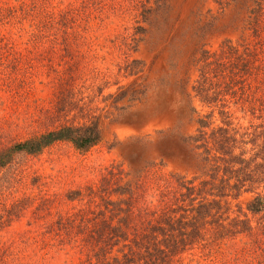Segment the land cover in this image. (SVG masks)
I'll return each instance as SVG.
<instances>
[{
	"label": "trees",
	"instance_id": "16d2710c",
	"mask_svg": "<svg viewBox=\"0 0 264 264\" xmlns=\"http://www.w3.org/2000/svg\"><path fill=\"white\" fill-rule=\"evenodd\" d=\"M65 1L70 3L0 0V55L36 50L68 30L80 35L75 9ZM195 63L192 99L200 109L192 110L196 128L185 142L197 173L165 174L149 163L134 180L122 182L118 167L106 168L98 183L69 191L70 211L58 213V228L42 234L55 253L74 257L76 264H264V0H252L236 40L202 50ZM36 124L50 128L0 141V170L16 155H38L56 142L87 153L101 141L87 106L62 99ZM33 202L0 199V264H42V252L28 250L25 235L23 248L1 238ZM51 203L41 197L37 209ZM31 256V263L23 262Z\"/></svg>",
	"mask_w": 264,
	"mask_h": 264
},
{
	"label": "rangeland",
	"instance_id": "374dc122",
	"mask_svg": "<svg viewBox=\"0 0 264 264\" xmlns=\"http://www.w3.org/2000/svg\"><path fill=\"white\" fill-rule=\"evenodd\" d=\"M70 3L63 5L75 9L80 35L68 30L36 50L0 55V141L24 140L50 128L36 124L37 118L58 99L87 106L101 137L87 153L56 142L38 155H16L0 170L3 202L34 199L1 233L2 241L23 248L25 235L28 250L42 252V264L77 263L55 253L42 234L58 228V213L70 211L69 191L98 183L106 168L118 167L122 182L134 180L149 163L165 174L197 173L185 142L196 128L192 110L200 109L192 99L195 61L202 50L236 40L252 6V0ZM41 197L50 198L51 205L37 209ZM249 199L242 197L243 209Z\"/></svg>",
	"mask_w": 264,
	"mask_h": 264
}]
</instances>
